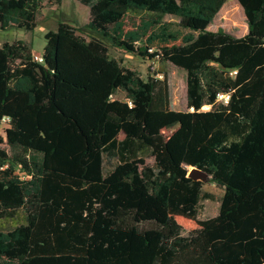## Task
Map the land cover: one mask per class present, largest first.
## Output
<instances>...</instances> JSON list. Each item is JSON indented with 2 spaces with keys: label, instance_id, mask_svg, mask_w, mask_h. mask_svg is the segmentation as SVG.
<instances>
[{
  "label": "trees",
  "instance_id": "trees-1",
  "mask_svg": "<svg viewBox=\"0 0 264 264\" xmlns=\"http://www.w3.org/2000/svg\"><path fill=\"white\" fill-rule=\"evenodd\" d=\"M227 1L81 0L95 34L60 21L42 52L0 46V219L24 211L0 264H264V0H239L242 36L209 28ZM42 2L0 0V30H35ZM110 46L184 68L189 109ZM188 166L224 189L217 215Z\"/></svg>",
  "mask_w": 264,
  "mask_h": 264
},
{
  "label": "rangeland",
  "instance_id": "rangeland-1",
  "mask_svg": "<svg viewBox=\"0 0 264 264\" xmlns=\"http://www.w3.org/2000/svg\"><path fill=\"white\" fill-rule=\"evenodd\" d=\"M91 17L90 7L81 0H43L42 8L38 15V25L33 31L11 26L7 30H0V46L5 41L23 39L31 44L35 51L42 52L46 45L45 33L50 29H57L60 21L68 22L77 27L85 35L95 34L90 31L86 24ZM174 18L167 15L166 19ZM211 30L224 28L227 31L242 36L248 33L249 24L244 8L239 0H228L213 23L209 26ZM111 56L116 57L121 63L135 71L144 78L154 76L159 79H166L169 85V106L174 110L186 111L188 107L187 71L170 61L160 58L144 59L130 52L120 51L110 46ZM118 99H126V93L118 90L114 95ZM208 107H205V109ZM5 137L4 133L0 134ZM139 156H143L148 163H154L155 157L150 148H143ZM123 159L121 155L105 154V170H110ZM189 172L191 166H188ZM203 182V196L199 203V217L202 219L215 216L219 213L221 198L224 189L213 182L210 176H199ZM24 221V211L19 209L11 212L0 219V229L8 231L15 228Z\"/></svg>",
  "mask_w": 264,
  "mask_h": 264
},
{
  "label": "built area",
  "instance_id": "built-area-1",
  "mask_svg": "<svg viewBox=\"0 0 264 264\" xmlns=\"http://www.w3.org/2000/svg\"><path fill=\"white\" fill-rule=\"evenodd\" d=\"M40 60H42V58H40ZM219 96H220V99L224 100L225 102L229 101V98H230L229 94L221 93ZM10 126H11V117L10 116L0 117V134L4 133V135H6V129L9 128ZM21 174L23 175V177L29 176V175L25 174L24 172H21Z\"/></svg>",
  "mask_w": 264,
  "mask_h": 264
},
{
  "label": "water",
  "instance_id": "water-1",
  "mask_svg": "<svg viewBox=\"0 0 264 264\" xmlns=\"http://www.w3.org/2000/svg\"><path fill=\"white\" fill-rule=\"evenodd\" d=\"M194 170L189 172V175L192 176L195 179H200L199 176H205L207 175L206 172L200 170L199 168L195 166H191Z\"/></svg>",
  "mask_w": 264,
  "mask_h": 264
}]
</instances>
